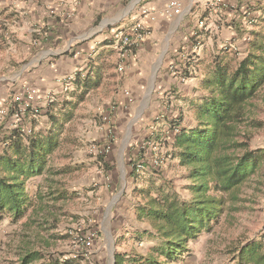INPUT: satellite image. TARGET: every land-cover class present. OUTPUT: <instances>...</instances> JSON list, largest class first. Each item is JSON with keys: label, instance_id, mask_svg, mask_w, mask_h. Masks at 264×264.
<instances>
[{"label": "rangeland", "instance_id": "rangeland-1", "mask_svg": "<svg viewBox=\"0 0 264 264\" xmlns=\"http://www.w3.org/2000/svg\"><path fill=\"white\" fill-rule=\"evenodd\" d=\"M21 28L18 19L0 21L1 37L11 35V41L18 40ZM6 42L3 41L4 48L8 46ZM23 64L16 68L21 69ZM5 65L0 66V100L24 98L25 86L10 85L13 76ZM166 73L164 69L148 78L143 98L138 81L131 80L125 72L122 75L117 59L109 58L105 69L99 71V85L82 101L78 103L80 91H72L67 101L58 105L57 113L63 121L60 147L50 160L47 178L36 180L39 187L31 181L27 184L31 198L27 216L17 223L9 217L0 223V264H21L22 257L31 252L40 253L41 257L31 264L47 263L50 259H73L74 264H113L118 255L140 259L153 254L164 259L156 252L163 243L158 227L143 218L140 209L148 205V196L169 193L181 200H191L189 170L177 157L159 169L148 165L142 173L134 172L133 164L139 148L154 137L152 133L163 150L175 135L172 124L169 135L164 136L157 130L158 116L151 115L149 119V110L158 103L168 102L171 106V96L164 92L162 84ZM129 98H134L130 107ZM32 104L36 106L34 100ZM252 104L249 117L256 121V127H245L244 131L251 136L252 150L264 149V87ZM176 105L177 101L175 108ZM0 107L8 108L9 103L0 102ZM45 114L39 119L42 127L47 120ZM181 115L179 112L171 123ZM14 124L10 113L0 117V135ZM3 151L0 143V154ZM131 226L137 228L136 236L125 232ZM83 235L92 236L87 249L80 240ZM263 235L264 170L242 186L236 202L227 199L224 212L195 245L206 253L209 262L224 254L233 255L248 243L264 242ZM205 241L207 244L203 245ZM133 243L141 244L137 247L140 251ZM117 247L126 252L119 254ZM74 254L78 256L75 259Z\"/></svg>", "mask_w": 264, "mask_h": 264}, {"label": "crops", "instance_id": "crops-1", "mask_svg": "<svg viewBox=\"0 0 264 264\" xmlns=\"http://www.w3.org/2000/svg\"><path fill=\"white\" fill-rule=\"evenodd\" d=\"M172 1L182 4V12L168 17L164 11ZM210 1L23 0L20 3L2 0L0 21L14 22V19H18L22 28L16 41L9 40L11 35H0V63L4 59L0 66L6 64L8 71L12 72L10 85L15 84L19 88L25 86L26 90L34 91V104L42 113L47 112L50 97L66 99L72 91H78L76 80L79 76L83 78L91 72H101L109 58L117 59L118 70L123 66V71L119 70L122 75L125 72L131 80L138 81L143 98L148 78L167 69L162 84L164 92H169L168 96H171V106L167 105L168 102L158 103L149 110V119L151 115L158 116L157 130L166 136L169 135L171 119L181 112V128L190 130L198 125L195 105L208 94L203 84L213 72L215 60L237 66V58L228 45L236 43L246 58L254 34L264 28V0H223V5L217 11L207 7ZM244 10L251 12L255 19V26L250 31L245 30L243 25ZM135 25L144 26L149 35L131 55L122 57L113 36L117 31L128 30ZM196 36L204 43L197 71L186 83L177 82L169 75L168 67L175 61V51L182 46L191 47ZM3 41H7V48L3 47ZM21 62L24 64L17 69L16 65ZM67 77L75 78L67 84L69 92H64L62 81ZM174 98H177L176 108V101H171ZM133 100L128 99L129 107L133 105ZM0 102L8 101L3 98ZM3 109L0 107V117H8L9 114L1 112ZM173 138L170 144L174 143ZM41 178L46 179L47 176L30 181L35 184ZM108 228L111 230L110 224ZM125 232L128 236H136L137 228L131 226ZM195 243L191 242L189 255L176 261L163 259V264H241L238 252L224 254L208 262L206 253L199 250ZM202 243L207 244V241ZM139 245L132 244L136 250ZM117 250L119 254L126 252L121 247H117ZM125 258L131 259L129 255Z\"/></svg>", "mask_w": 264, "mask_h": 264}, {"label": "trees", "instance_id": "trees-1", "mask_svg": "<svg viewBox=\"0 0 264 264\" xmlns=\"http://www.w3.org/2000/svg\"><path fill=\"white\" fill-rule=\"evenodd\" d=\"M214 63L213 72L203 84L208 94L195 105L198 125L190 130L181 128V116L171 123L172 129L180 128L172 144L174 157L189 170L192 199L181 200L169 193L148 196V205L140 209L141 216L158 227L163 243L156 252L168 261L189 255L191 242L211 230L212 222L224 212L227 199L236 202L242 186L264 170V149L252 150L251 136L244 131L245 127H256L249 113L252 101L264 87V28L254 34L250 53L242 60L237 59V66L224 60ZM100 81L99 72L79 76L78 103ZM66 101L56 98L49 104L44 127L39 120L42 114L35 115L29 107L25 112L29 133L18 127L0 135L4 147L0 154V223L7 217L17 223L27 216L31 200L27 184L50 172V160L60 147L63 131L57 107ZM237 252L241 264H264V242L248 243ZM40 258V253L31 252L22 257L21 264H31ZM127 262L125 256L116 257V264ZM129 262L163 264L153 254L140 259L131 257ZM43 264H74V261L50 259Z\"/></svg>", "mask_w": 264, "mask_h": 264}, {"label": "built area", "instance_id": "built-area-1", "mask_svg": "<svg viewBox=\"0 0 264 264\" xmlns=\"http://www.w3.org/2000/svg\"><path fill=\"white\" fill-rule=\"evenodd\" d=\"M223 2V0H212L207 3V7L217 11L223 5ZM181 12L182 4L179 1H172L165 8L164 14L168 17H172L180 15ZM144 13H147V11ZM242 13L244 15V28L245 30L250 31L255 26V19L252 17L251 12L244 10ZM148 35L149 31L144 26L135 25L128 30L117 31L113 36V42L120 49L121 56L125 57L131 55V53H133L139 47V45L144 42ZM203 44L204 43L201 38L196 36V40L192 42L191 47L184 48L182 46L180 50H177L178 52L175 51V53H177V55H175V61L168 67L169 75L173 77V79H175L177 82L186 83L188 80L194 77L199 64ZM228 48L232 51L237 59L242 60L244 58L243 52L239 49L236 43L228 45ZM119 70L123 71V66L119 67ZM74 78L75 77H67L63 79L62 82L65 85L64 92H69V87L67 84L70 82L72 83ZM34 95V91L27 89L24 92V98L22 96L12 97V99L8 101L9 107L1 111L4 115H8L10 113L11 117L14 118L15 124L12 125L11 128L14 129L20 127L25 133H29L31 131L30 126L26 125L25 123V112L27 108L30 107L32 109V113L35 115L42 114V111L39 109V107L33 106L32 104ZM56 98L57 97H50V103L56 100ZM172 130L176 135L180 128L175 127V129ZM152 136L154 137H151L148 143L143 144L139 148V156L133 164L134 172L142 173L148 167V165L159 169L162 166L169 164L174 159L173 145L168 141L169 148L163 151V149L160 148L161 145L154 141L156 138L154 133H152ZM80 240L85 246V249L90 247L92 244L91 235H83ZM72 257L75 259L78 256L74 254Z\"/></svg>", "mask_w": 264, "mask_h": 264}, {"label": "water", "instance_id": "water-1", "mask_svg": "<svg viewBox=\"0 0 264 264\" xmlns=\"http://www.w3.org/2000/svg\"><path fill=\"white\" fill-rule=\"evenodd\" d=\"M116 263V258L114 257V263L113 264H115Z\"/></svg>", "mask_w": 264, "mask_h": 264}]
</instances>
